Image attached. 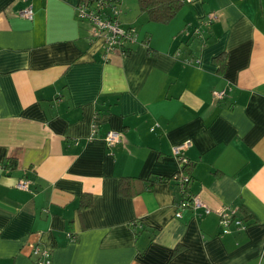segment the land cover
<instances>
[{
    "label": "crops",
    "instance_id": "1",
    "mask_svg": "<svg viewBox=\"0 0 264 264\" xmlns=\"http://www.w3.org/2000/svg\"><path fill=\"white\" fill-rule=\"evenodd\" d=\"M80 1L0 0V264H34L37 246L50 264H264V0H190L167 24L120 0L138 32L125 56L105 55ZM186 141L208 214L176 217L173 179L118 194L121 177L176 174ZM221 206L251 219L223 233Z\"/></svg>",
    "mask_w": 264,
    "mask_h": 264
},
{
    "label": "built area",
    "instance_id": "2",
    "mask_svg": "<svg viewBox=\"0 0 264 264\" xmlns=\"http://www.w3.org/2000/svg\"><path fill=\"white\" fill-rule=\"evenodd\" d=\"M190 0H184L187 2ZM120 0H81L75 8L76 17L80 21H84L88 26L91 36L95 40L101 41V47L105 53L119 52L124 55L129 45L138 41V32L134 27H123L120 25L119 17L121 10L119 7ZM19 15L27 20L33 18V11L31 6H26L19 11ZM215 16L207 15L202 24L204 26L210 25ZM226 95V90H213L212 96L217 99H222ZM106 140L109 144H113L120 140L117 133L108 132ZM190 147L189 142H183L172 148V153L179 160L180 167L188 160L183 156L184 150ZM175 183L177 184L180 199L175 216L181 217V212L187 208L197 209L202 208L205 214L211 210L205 206L198 198L188 194L186 189L190 182V176L178 172ZM16 187L21 190L28 189V182L20 180ZM219 223L222 227L223 233L230 232V226L234 225L235 229L244 228V220L238 217L237 209L227 206H221L217 210ZM33 255L35 256L34 264H50V251L47 248L34 247Z\"/></svg>",
    "mask_w": 264,
    "mask_h": 264
},
{
    "label": "trees",
    "instance_id": "3",
    "mask_svg": "<svg viewBox=\"0 0 264 264\" xmlns=\"http://www.w3.org/2000/svg\"><path fill=\"white\" fill-rule=\"evenodd\" d=\"M183 4L184 0H136L138 13L144 15L146 21L158 24H167L168 22H170L176 16ZM129 46L124 56L130 54L131 47ZM214 61L219 64V71L222 72L224 69V54L215 56ZM2 168L8 172L13 171L16 168V160L12 158H6L2 163ZM192 168L193 164L187 161L186 163L182 164L181 167H179L178 172H183L189 175L191 181L190 172ZM178 172L171 177L158 175L146 180L128 176L121 177L117 185L118 194L124 197L135 196L143 191L150 190L157 182H164L170 179H173L175 181ZM189 183L187 184L186 189L189 188ZM89 205V196L87 194L82 195V198L79 201L78 208H84ZM238 216H240L242 220L251 219V216L243 208L240 210V213H238ZM70 237L74 238V235L70 234Z\"/></svg>",
    "mask_w": 264,
    "mask_h": 264
},
{
    "label": "rangeland",
    "instance_id": "4",
    "mask_svg": "<svg viewBox=\"0 0 264 264\" xmlns=\"http://www.w3.org/2000/svg\"><path fill=\"white\" fill-rule=\"evenodd\" d=\"M125 3H126V5L129 4V5L125 6V7H127V9L129 7L133 8V9H135V7L137 8L136 0H125Z\"/></svg>",
    "mask_w": 264,
    "mask_h": 264
}]
</instances>
